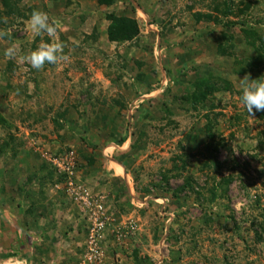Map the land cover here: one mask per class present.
<instances>
[{
  "label": "rangeland",
  "instance_id": "1",
  "mask_svg": "<svg viewBox=\"0 0 264 264\" xmlns=\"http://www.w3.org/2000/svg\"><path fill=\"white\" fill-rule=\"evenodd\" d=\"M8 1L0 264H51L58 244L39 215L61 207L79 219L62 232L61 264H264V111L248 115L240 84L264 77V0ZM35 10L69 57L41 70L25 59L52 39L29 31ZM111 16L139 34L110 41ZM82 193L94 197L87 212Z\"/></svg>",
  "mask_w": 264,
  "mask_h": 264
},
{
  "label": "clouds",
  "instance_id": "2",
  "mask_svg": "<svg viewBox=\"0 0 264 264\" xmlns=\"http://www.w3.org/2000/svg\"><path fill=\"white\" fill-rule=\"evenodd\" d=\"M4 23H7V19L4 20ZM27 25L29 31L34 35L43 36L47 34L48 37L52 38L50 43L41 40L39 46L25 58L33 69L41 70L46 64L57 65L69 59L64 54L65 45L57 37L56 22L50 20L46 11H33ZM10 35L9 30L0 29V38ZM5 55L14 58L17 55L16 46L12 45L7 48ZM240 84L241 102L248 115L254 117L256 111H264V77L252 79L249 74L240 79Z\"/></svg>",
  "mask_w": 264,
  "mask_h": 264
},
{
  "label": "crops",
  "instance_id": "3",
  "mask_svg": "<svg viewBox=\"0 0 264 264\" xmlns=\"http://www.w3.org/2000/svg\"><path fill=\"white\" fill-rule=\"evenodd\" d=\"M108 170H113V176L117 179H120V178H124V170L122 173H117L115 168L113 166H109L107 167ZM91 171V170H90ZM110 172V171H109ZM91 173H94V171H91ZM91 173H88V181L91 183V184H97V176L96 177H93L91 176ZM108 175H111V174H108ZM50 187V186H49ZM48 189V191H54V189L52 187L50 188H46ZM57 192V191H56ZM45 196H47V194L45 193ZM48 203V202H47ZM49 204V203H48ZM50 209V208H49ZM26 210H24V214H22V216L24 215H27L29 217L30 220H27L25 219V223L28 222L29 223V226H30V229L33 230V223L31 224V216L29 214H27L25 212ZM21 212V211H20ZM77 209H75L74 213H70V210H66V209H63V207H61V209H56L53 211V213H50L49 211L47 212H43V214L39 215L42 217V219H44L45 221H42L43 222V225L46 226L43 230V231H40L42 233H46L50 236V238L48 239L50 242H53V243H56L57 245V248L54 252V255L51 254V256L54 258V260H52L50 263L51 264H61L63 263V260L65 261V259L67 258L66 257V254H59L58 250L59 248H61L63 246L64 243H68V239L66 237H69L70 234H62V232H66L65 229L67 228V225H69V223L71 224L72 223V220L73 221H78L79 219L76 217V213H77ZM8 216V215H7ZM37 219L36 218H33V222ZM9 222L11 223L12 219L8 216V219ZM10 223L6 224V226H9L11 228H14L13 226L10 225ZM1 227V226H0ZM2 228V227H1ZM58 232H61V234H58ZM54 235L56 237H54ZM11 237L10 236H7L5 239H3L2 243H3V247H9L10 244L8 243L10 240L11 242L13 241V239H10ZM69 245V248H72L74 247V242L70 241V244ZM40 247V244L38 245V248ZM7 254V253H6ZM10 254V253H8ZM46 254V253H44ZM3 255V254H2ZM44 256V255H42ZM8 257V256H7ZM25 260V258H23ZM27 259V258H26Z\"/></svg>",
  "mask_w": 264,
  "mask_h": 264
},
{
  "label": "trees",
  "instance_id": "4",
  "mask_svg": "<svg viewBox=\"0 0 264 264\" xmlns=\"http://www.w3.org/2000/svg\"><path fill=\"white\" fill-rule=\"evenodd\" d=\"M5 10L2 11L0 9V23L2 21V17L4 13H7L6 7L10 4L14 10L17 9L16 3L12 2L9 4L8 0H0ZM100 4L110 5L114 2V0H98ZM13 9L8 11V13L14 12ZM7 10V11H6ZM5 11V12H4ZM111 25L108 27V36L110 41H119V40H131L135 38L139 34L138 22L133 19L124 18V19H115L114 16H111ZM114 19V20H113Z\"/></svg>",
  "mask_w": 264,
  "mask_h": 264
},
{
  "label": "built area",
  "instance_id": "5",
  "mask_svg": "<svg viewBox=\"0 0 264 264\" xmlns=\"http://www.w3.org/2000/svg\"><path fill=\"white\" fill-rule=\"evenodd\" d=\"M56 164H57L58 166H61V164L58 162V160H56ZM64 169H67V170L70 172V165H69V164H66V167H64ZM83 194H84V193L79 194V195L77 196V199H80V200L82 199V201H83L82 205H83L85 211L87 212V211L93 206V200H94V197H93L92 195H90L89 193H87L85 196H83ZM89 216H90V215H89ZM92 216L95 217V218H94V227H93L92 231L97 232V233L99 234V232H100V230H101V227L103 226V224H101V223L98 222V221L100 220V219H99L100 216H98V212L95 213V212L93 211V215L90 216L91 221H92V219H93ZM90 218H89V220H90ZM97 238H98V235H97V237H96V241L99 243V241H98ZM97 242L92 241V249H91L92 252H93V251H97L96 248H95V247H97ZM99 258H100V260H101V254L99 255ZM94 259H98V257H97L95 254H92V255L89 257V260H90V262H93Z\"/></svg>",
  "mask_w": 264,
  "mask_h": 264
}]
</instances>
